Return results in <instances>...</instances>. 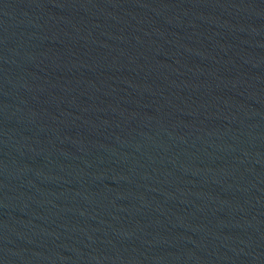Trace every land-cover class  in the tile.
I'll use <instances>...</instances> for the list:
<instances>
[{
  "label": "water",
  "instance_id": "water-1",
  "mask_svg": "<svg viewBox=\"0 0 264 264\" xmlns=\"http://www.w3.org/2000/svg\"><path fill=\"white\" fill-rule=\"evenodd\" d=\"M0 264H264V0H0Z\"/></svg>",
  "mask_w": 264,
  "mask_h": 264
}]
</instances>
